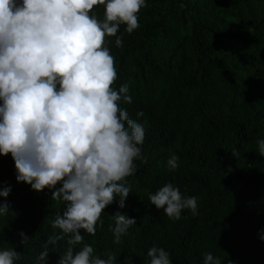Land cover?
Returning a JSON list of instances; mask_svg holds the SVG:
<instances>
[{"label":"trees","instance_id":"obj_1","mask_svg":"<svg viewBox=\"0 0 264 264\" xmlns=\"http://www.w3.org/2000/svg\"><path fill=\"white\" fill-rule=\"evenodd\" d=\"M94 11L103 18L102 5ZM131 34L121 25L123 46L106 37L118 77L130 86L132 102L122 106L145 128L137 170L126 177L132 192L124 208L106 206L95 235L83 243L116 264H150L148 249L164 247L173 264H203L208 252L222 264H264V0H147ZM143 115L137 117L136 113ZM179 157L175 169L168 159ZM172 182L196 196L198 212L170 218L151 204L149 193ZM0 249L16 248V264H34L65 202L47 187L36 191L16 179L15 161L0 154ZM59 186V184L57 185ZM137 223L114 242L116 212ZM31 237L19 243L20 231ZM67 236L49 246L48 264L69 247ZM82 246V245H81ZM79 247V246H77Z\"/></svg>","mask_w":264,"mask_h":264},{"label":"clouds","instance_id":"obj_2","mask_svg":"<svg viewBox=\"0 0 264 264\" xmlns=\"http://www.w3.org/2000/svg\"><path fill=\"white\" fill-rule=\"evenodd\" d=\"M97 5L103 18L92 11ZM146 6L147 0H0V154L11 153L18 182L36 191L47 187L52 199L65 202L53 222L60 232L48 237L34 264H48L49 246L55 250L65 236L69 247L56 264H116L114 253L95 255L82 232L95 235L106 206L115 201L124 208L132 192L126 177L137 170L145 128L122 106L132 102L129 84L113 87L118 73L106 37L115 36L122 47L118 30L137 29ZM257 144L264 156V138ZM178 159L171 155L168 166L175 169ZM10 191L6 186L0 196ZM149 199L170 218L185 209L198 212L197 197L172 182ZM9 210L0 204V215ZM113 217L119 243L137 220L119 211ZM19 235V243L28 244L31 237ZM147 255L150 264H173L164 247L152 246ZM20 258L16 248L0 249V264ZM222 262L211 252L203 258V264Z\"/></svg>","mask_w":264,"mask_h":264}]
</instances>
